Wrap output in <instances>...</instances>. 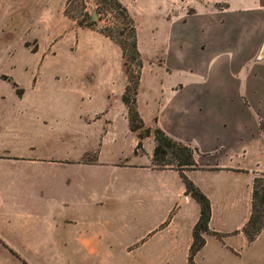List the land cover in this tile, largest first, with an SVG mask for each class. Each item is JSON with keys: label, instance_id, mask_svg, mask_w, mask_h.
Returning a JSON list of instances; mask_svg holds the SVG:
<instances>
[{"label": "crops", "instance_id": "obj_1", "mask_svg": "<svg viewBox=\"0 0 264 264\" xmlns=\"http://www.w3.org/2000/svg\"><path fill=\"white\" fill-rule=\"evenodd\" d=\"M218 1L225 10L168 17L157 31L149 20L161 57H147L138 31L137 104L147 127L197 149V168L183 173L212 216L194 263L264 264V229L254 240L244 232L262 173L250 148L264 118V0L205 3ZM47 42L26 83L22 66L0 71V264H191L201 204L181 171L155 167L153 134L138 150L121 46L87 27L65 46ZM62 53L57 91L42 74Z\"/></svg>", "mask_w": 264, "mask_h": 264}, {"label": "rangeland", "instance_id": "obj_2", "mask_svg": "<svg viewBox=\"0 0 264 264\" xmlns=\"http://www.w3.org/2000/svg\"><path fill=\"white\" fill-rule=\"evenodd\" d=\"M51 0H0V71H15L22 66L23 75L19 77L22 82L27 81L29 74L35 71L40 63L39 54L33 51L39 49L40 45L56 47L65 46L67 33L75 31L81 26L77 19L66 15L67 2L60 1L58 10L48 8ZM206 0H124L121 1L134 17L138 31L141 32L143 39V47L147 57H161V43L156 45L152 38L153 23L149 20L157 21L158 26H161L162 21L166 18L182 19L204 9L225 10L227 7L224 2L218 1L212 6L205 3ZM204 3L206 5L201 4ZM86 8V9H85ZM97 8V0H73L70 4L72 14L83 16L86 11L92 17ZM97 12V11H96ZM98 13V12H97ZM115 14L108 12L105 15L98 14L93 29H100L105 26L113 25L116 22ZM88 18V17H87ZM90 21V19H89ZM92 29L91 27H87ZM161 29L156 28L155 31ZM45 37V39H43ZM49 43V44H48ZM68 55L62 53L59 57H52L43 67L42 80L61 87L67 84V80L62 74L65 70ZM161 62V60H160ZM132 72L136 75L137 66L131 63ZM156 69V68H155ZM146 83L148 86L154 81L155 73L153 69H147L145 73ZM128 84V83H127ZM133 85V84H132ZM251 107L250 104H247ZM139 110V109H138ZM140 112V111H139ZM262 112H256L261 114ZM141 114V113H140ZM145 123V122H144ZM259 135L257 142L253 144L250 150L256 149L257 160L259 161L260 169L264 175V118L258 116ZM147 127V126H146ZM154 129V128H153ZM143 149L142 147L138 150ZM174 155L170 153L166 161H154L157 168H172L168 164L177 166V161H174ZM198 166V165H197ZM197 168V167H195ZM174 169V168H172ZM194 169V168H192ZM264 238V236H263Z\"/></svg>", "mask_w": 264, "mask_h": 264}, {"label": "trees", "instance_id": "obj_3", "mask_svg": "<svg viewBox=\"0 0 264 264\" xmlns=\"http://www.w3.org/2000/svg\"><path fill=\"white\" fill-rule=\"evenodd\" d=\"M72 1L73 0H68L67 2L66 15L77 19L81 26L92 28L96 20H94L92 15L87 11L83 16L72 14L70 11V4ZM96 11L101 15L112 12L117 19L113 25L105 26L98 29V31L114 40L123 50L124 64L128 76V84L123 95V100L129 107L130 127L133 131L138 132L141 139L138 148L142 147V139L153 134L156 139L154 161H166L167 156L172 153L175 156L174 161H177V166L174 164H166L181 171L184 175V170L197 167L195 160L197 149L190 144L173 139L160 127L154 129L146 127L138 110L137 95L139 93L144 60L138 46V27L134 17L121 0H97ZM131 63L138 68L136 75L132 72L133 68ZM184 177L188 193L201 204V216L194 227V242L191 247L190 256L191 264H195L193 256L205 244L204 233L210 231L209 225L212 216V205L208 196L193 181L188 179L185 175ZM263 229L264 175H259L254 180L253 209L251 217L244 227V232L249 240H254Z\"/></svg>", "mask_w": 264, "mask_h": 264}, {"label": "water", "instance_id": "obj_4", "mask_svg": "<svg viewBox=\"0 0 264 264\" xmlns=\"http://www.w3.org/2000/svg\"><path fill=\"white\" fill-rule=\"evenodd\" d=\"M93 18L94 19H97L98 18V13L95 11L94 14H93Z\"/></svg>", "mask_w": 264, "mask_h": 264}]
</instances>
